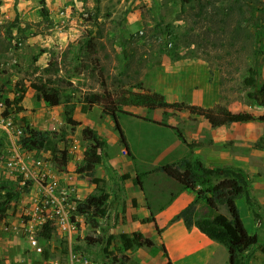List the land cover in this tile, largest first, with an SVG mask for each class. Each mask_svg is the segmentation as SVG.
Segmentation results:
<instances>
[{
  "label": "rangeland",
  "instance_id": "obj_1",
  "mask_svg": "<svg viewBox=\"0 0 264 264\" xmlns=\"http://www.w3.org/2000/svg\"><path fill=\"white\" fill-rule=\"evenodd\" d=\"M45 4L48 15L42 17L40 0H0V187L15 193L7 199L0 188V205L8 201L0 219V264H43L46 259L29 244L31 234L47 251V260L66 262L64 239L56 232L50 240L40 238L42 228L33 220L38 215V194L48 178L71 190L68 197L76 205L98 196L99 190L108 194L106 216L97 220V226L76 213L79 235L73 239H77L73 246L84 244L88 237L97 240L92 244L103 264H228L227 250L219 243L214 255L206 245L180 259L164 256L170 245L166 234L175 224L156 220L155 212L184 192L193 199L195 194L164 174L151 172L160 165L150 157L171 134L149 121L182 132L193 143L185 157H198L207 166H213L206 164L208 160L218 158L219 165L244 172L250 205L242 197L236 205L246 231L258 237V244L246 252L244 264H264V149L254 146L264 137V122L213 127L204 117L187 111L148 109L140 97L156 92L167 102L204 108L202 95L210 92L216 79L217 106L264 115V107L246 96L253 89L242 82L247 69L255 66L258 85L264 83V0H45ZM86 39L92 40V49L84 47ZM42 83L59 90V106H48L37 98L32 85ZM104 90L132 156L126 154L112 117L102 112V106L84 104V97L102 95ZM68 112L78 126L66 122ZM6 119L18 145L22 138L14 136L17 128L48 133V149L21 147L26 177L6 169L11 149L2 128ZM84 128L105 142L93 177L78 170L90 143ZM138 175L141 188L135 181ZM197 211L211 217L227 215L224 206L208 210L203 202ZM123 233H140L152 246L143 244L120 253ZM109 238L111 246L105 253Z\"/></svg>",
  "mask_w": 264,
  "mask_h": 264
},
{
  "label": "trees",
  "instance_id": "obj_2",
  "mask_svg": "<svg viewBox=\"0 0 264 264\" xmlns=\"http://www.w3.org/2000/svg\"><path fill=\"white\" fill-rule=\"evenodd\" d=\"M40 4V14L42 17H46L48 11L45 0H40ZM84 47L92 49V40L86 39L84 41ZM45 71L48 72L47 70ZM257 77V68L255 66H250L247 69V75L243 78L242 82L245 87L253 89L252 91H249L246 96L249 99L256 101L260 107H264V83L259 86ZM32 88L37 92V98L48 106L56 107L61 104V93L57 88L48 86L45 83H42L41 85L33 84ZM140 97L142 100L141 104L148 109H171L174 112L187 111L190 114L204 117L213 127L232 123L246 124L256 121L264 122V115L254 116L247 112H231L217 106L218 81L216 79H213L212 81L210 92H206L202 95L204 108L185 103H170L165 100L164 96L156 92L147 91V94L141 95ZM107 99H110L109 94L104 90L102 95L95 93L84 97V104H99L102 106V112H106V114H109L112 117L115 129L119 134V141L126 154L132 156L126 137L120 127L116 111L113 106L109 107L110 103H107ZM5 104L6 107L11 106V102L8 100H5ZM108 107L110 110H108ZM8 114L9 111L5 109L3 115L7 117ZM66 114L68 115L66 118L68 124L72 127L79 125V123L71 117L69 112ZM158 124L174 130L178 139L182 143L186 144L188 148L193 147V143L188 142L182 132L176 128L173 129L171 126L164 123ZM26 131V136L20 141V146L22 148L28 151L42 148L48 149L50 141L47 132L35 131L33 129ZM83 132L89 139L90 143L85 149L83 164L78 170L79 172H84L88 176L93 177L94 167L101 163L100 150L104 147L105 142L97 133L89 128H84ZM254 146L263 150L264 137H260L254 143ZM151 172L164 174L166 177L180 184L183 189L189 190L195 194L194 199L169 220V224L181 221L187 230L196 228L206 238L214 243H219L226 248L228 264H244L246 252H248L251 247L258 244V237L256 234H250L246 231L236 205V199L240 197L244 199L247 205H250L249 184L244 172L240 168L231 166H207L198 157H184L176 162L166 163L155 167ZM135 179L136 184L141 188L139 175ZM93 180L94 182L98 181L97 179ZM198 187L201 189H198ZM0 188L5 190L7 199H12L15 195L14 192L8 191L9 189L7 186H1ZM99 191L100 193L98 196L92 197V199L90 198L88 202L79 203L76 207V213L90 221L94 226H97V220L103 219L107 213L108 194L102 190ZM199 202H203L208 210L214 211H217L219 206H224L227 210V215L222 213H217L212 217L200 215L197 211V205ZM7 203L8 201L1 203L0 205V219H4L2 212L5 211V207L2 206ZM91 209L95 210L93 211ZM152 222L155 223L154 219H152ZM156 230L160 231L159 229ZM54 231L55 227L51 223H47L40 230L39 237L46 241L50 240L53 237ZM110 238L103 248L105 253L108 252V247L111 246ZM87 240L88 241L84 244L74 245L72 247L73 251H82L84 247H93L92 243L97 242V240L94 241L90 237H88ZM119 243L120 246L118 247V250L120 253L129 251L131 248L139 247L143 244L152 246V242L140 233H132L131 235L126 233L120 234ZM99 244H101V242ZM66 252L67 247L65 244L64 253ZM95 252L96 256L94 257L97 258V250ZM262 252H264V248L262 249ZM42 255L43 258L47 260V251L43 250ZM164 256L168 258L167 251H165ZM120 257L124 261L127 260L123 254H121ZM115 260L116 256L113 257L112 261ZM167 264H171L170 261H167Z\"/></svg>",
  "mask_w": 264,
  "mask_h": 264
},
{
  "label": "built area",
  "instance_id": "obj_3",
  "mask_svg": "<svg viewBox=\"0 0 264 264\" xmlns=\"http://www.w3.org/2000/svg\"><path fill=\"white\" fill-rule=\"evenodd\" d=\"M2 128L8 133L11 149L9 151L6 169L10 172H17L19 175L26 177L28 169L21 156V146L15 143L11 137V122L6 119L2 121ZM16 138L25 137V131L22 128H17L13 132ZM39 165V162L36 163ZM46 176V175H43ZM22 184L24 181L21 182ZM72 192L66 187L59 185L58 181L47 179L41 187L38 194L36 204V212L38 215L33 219L37 222L39 228H42L47 223H51L55 227V231L66 244L67 252L64 253L66 262L59 259H48L43 264H103L96 259L94 247H84L82 251H73L74 237L79 235V217L76 215L77 205L70 201L68 194ZM35 212V213H36ZM29 244L37 255L43 254V249L39 245L36 237L31 234L29 236Z\"/></svg>",
  "mask_w": 264,
  "mask_h": 264
},
{
  "label": "crops",
  "instance_id": "obj_4",
  "mask_svg": "<svg viewBox=\"0 0 264 264\" xmlns=\"http://www.w3.org/2000/svg\"><path fill=\"white\" fill-rule=\"evenodd\" d=\"M202 103V99H201ZM203 105V103H202ZM141 118V117H139ZM144 120V119H143ZM152 122L153 125L161 130L162 132H168V138H166V141H162L160 144L162 145V149L157 151L156 154L152 155L149 160H151L152 163L156 165H163L166 163H172L176 162L182 158L185 157L187 153V146L186 144L182 143L176 133L174 134L173 130L170 128H165L162 125L158 124L160 122ZM140 138V137H139ZM132 150V149H131ZM134 149L132 152L134 153ZM147 158L142 157V161L146 160ZM219 159H211L206 162V164H215L218 167H225V165H219ZM193 200V197L184 192L180 194L179 196L175 197L174 200L166 206L164 209H159L155 212V219H161L162 220H170L174 215H176L181 209H183L189 202ZM173 224V223H172ZM175 227H173L166 235H169V237L173 238L174 236H184V240L180 245L177 247H174L173 245H168L167 247V253L168 256L172 259V257L182 258L186 255H192L195 254V252L201 251L206 245L212 247V253L214 255L215 251L217 250V245H215L214 242L206 238L203 234H201L196 228H191L190 230H187L181 221L174 222ZM184 229L185 231L191 232V236L187 237L186 234L181 231ZM168 237V238H169ZM189 243V245H184V243ZM169 244V243H168ZM255 258V256H254ZM257 258V257H256ZM256 260V259H255Z\"/></svg>",
  "mask_w": 264,
  "mask_h": 264
},
{
  "label": "bare ground",
  "instance_id": "obj_5",
  "mask_svg": "<svg viewBox=\"0 0 264 264\" xmlns=\"http://www.w3.org/2000/svg\"><path fill=\"white\" fill-rule=\"evenodd\" d=\"M183 240H184V236H174L173 238L171 237L168 238V243L170 245H173L174 247H177L182 243Z\"/></svg>",
  "mask_w": 264,
  "mask_h": 264
}]
</instances>
